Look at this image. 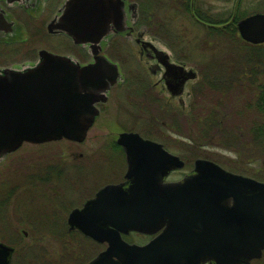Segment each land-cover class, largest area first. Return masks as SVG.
I'll return each instance as SVG.
<instances>
[{
	"label": "water",
	"instance_id": "water-1",
	"mask_svg": "<svg viewBox=\"0 0 264 264\" xmlns=\"http://www.w3.org/2000/svg\"><path fill=\"white\" fill-rule=\"evenodd\" d=\"M64 21L56 28L74 44H89L94 62L80 67L47 54L28 72L0 75V159L24 143L82 142L98 115L100 93L116 83L118 68L98 55L97 44L111 27L126 30L120 0H69ZM236 29L242 41L264 44V13L238 20ZM171 70L185 73L171 64L166 74ZM195 77L190 71L183 80ZM116 142L125 152V181L103 187L67 218L69 230L107 245L87 264H250L261 258L263 182L197 160L192 174L164 183L183 167L177 156L137 133H121ZM130 232L156 236L129 244L121 236ZM13 253L0 242V264H11Z\"/></svg>",
	"mask_w": 264,
	"mask_h": 264
},
{
	"label": "rangeland",
	"instance_id": "rangeland-1",
	"mask_svg": "<svg viewBox=\"0 0 264 264\" xmlns=\"http://www.w3.org/2000/svg\"><path fill=\"white\" fill-rule=\"evenodd\" d=\"M200 1L204 3L202 7L204 13L206 12L212 19H223L229 24L216 26L219 31L209 32V27L205 25L190 24L184 16H181L182 14L179 15L175 8L167 9L165 17L158 6L150 7L155 13L156 20L164 24L151 25L150 29L154 37L157 40L161 39L158 40L161 46L176 60L183 61L188 67L197 70L200 74L198 82L201 75L206 73V65L212 62L220 63L227 52V48L231 47L230 39L226 35L230 25L236 27L238 20L255 13H264V5L261 4V2L264 3V0H239L237 10V0H232L227 4L214 0ZM229 17H231L230 20ZM139 28L140 31H143V26H139ZM116 42L119 46L120 57L116 58L109 52L112 59L120 65L124 72L140 71L141 65L136 57L134 44L118 37ZM213 43H216L215 46ZM131 53H134L135 56H131ZM70 54L80 55L73 48L70 49ZM193 84L191 83V85ZM118 91H120L119 87H115L114 92ZM119 100L116 106L111 107V117L107 120L99 119L88 131L87 139L83 145L71 146L66 141L43 146L25 143L13 154L0 161V193H2V188L18 187V195L15 197L17 200L14 199L8 210L5 211L3 216L5 221H2V206L0 207V242L13 247L14 252L15 250L19 252V256H15L13 253L11 264L16 260H22L24 256V259L29 260L31 264H87L104 250V245H98L82 234L69 230L66 221L67 214L71 210L82 209L83 200L73 199V194L68 192L67 201L64 205L53 206L43 197L52 196L58 192V188H53L50 185L34 189L33 186L29 185L31 182L30 172L36 166L35 164L39 166L50 164V156L56 150L71 149L81 152L93 145L100 152L121 151L122 147L120 148L116 142L117 135L129 129L139 133L144 138L157 141L175 156H180L181 153H184L182 151L186 150L204 151L209 153L214 162L225 170L264 182V160L261 157L260 149L255 152L257 156L249 160L247 155H239L223 149L215 137L210 138L208 145H194L193 149L189 145L188 136L190 132L185 125L187 115L181 116L178 113L180 118L176 128H171L170 125L173 127L174 124L173 122L170 124V120L167 122L154 119V117L160 113L165 120L166 118L170 119L167 111L173 116H177L175 110L127 108ZM116 107L118 109L115 110ZM127 110L130 117L126 116ZM188 112L189 109H186L185 113ZM47 155H49L48 158ZM121 163V157L117 154L114 160L113 175L110 173L109 163L101 162V160L98 161L94 169L86 171L84 179L86 187L81 193L80 199L87 197L94 189L103 186L105 183L113 180H115L113 182L122 181L125 164L121 165ZM187 169L186 167L172 175L168 181L176 180L179 176L184 175L187 173ZM26 190L27 193H25ZM16 201H20V204L17 205ZM50 213L56 214L55 217L49 216L48 221L45 220L46 214ZM149 239L148 236L136 233L124 236L125 241L137 245H144ZM251 264H264V253L260 259L251 262Z\"/></svg>",
	"mask_w": 264,
	"mask_h": 264
},
{
	"label": "flooded vegetation",
	"instance_id": "flooded-vegetation-1",
	"mask_svg": "<svg viewBox=\"0 0 264 264\" xmlns=\"http://www.w3.org/2000/svg\"><path fill=\"white\" fill-rule=\"evenodd\" d=\"M68 1L69 0H0V75L4 76L6 72H28L42 63L44 57L48 55L68 58L80 67L87 66L94 62V56L90 50L89 44H74L72 39L63 30L56 28L57 25H67V21H64L63 23L61 22V18L66 12ZM214 1H221L224 4L230 2V0ZM120 2L122 3L125 16L124 25L126 26V30L124 32H115L114 28L111 27L106 36H104L97 44L98 55L104 56L108 61L115 64L118 68L119 75L116 83L108 91L100 93L99 99L102 100L94 105L98 111V115L94 118L93 125L90 129L99 119L107 120L111 117V107L116 106L119 99L124 105H126L125 107L127 108L138 107L140 110L153 108L163 111H167V109H169L173 111L175 110V113H180L181 116L187 115L189 112L185 113L186 109H189L190 111V106L198 95L197 85L200 74L197 70L188 67L185 62L176 60L165 48L161 46L158 41L161 39L157 40L154 37L150 29L151 25L164 24L156 20L155 13H153L150 7L152 8L158 6L165 17L167 9L172 10L175 8L179 15L182 14L181 16H184L185 20L190 22L192 25H205L209 27L212 25H228L229 22H225L223 19H212V17H210L206 12L204 13L202 9L204 3L200 0H120ZM230 19L231 17H229V20ZM139 26H143V31H140ZM117 37L124 39L125 41H131L134 44L136 57L141 65L140 71L124 72L120 65L112 59V56L116 58L120 57L119 46L116 42ZM215 44L216 43H213L214 46ZM71 48L76 49L80 55H71ZM130 48L132 49V47ZM228 51L229 48H227V52L224 54L223 59L228 56ZM109 52L112 53V56L109 55ZM131 56H135L134 53H131ZM171 64L183 67L185 73L192 71V73L196 74V77L194 79L183 80L185 73L180 72V70H175V73L178 74L177 76L175 74L173 75L172 70L169 74H166V68H169V65ZM246 77L247 76L244 72L243 79L241 80L243 85ZM191 83L194 84L191 85ZM115 87H119L120 91L114 92ZM239 89L243 91L244 95L242 98L245 99V93L249 87L241 85ZM174 93L180 95L173 96ZM116 109H118V107H116L115 110ZM126 116L130 117L129 112ZM158 116L155 115L154 119L166 121L165 118H162L163 116L160 113ZM121 133L137 132L127 129L120 132L117 136ZM139 136L143 139L150 140L148 138H144L140 134ZM86 139L87 134L85 139L80 143L68 140L61 141H66L71 146H80L85 143L84 141H86ZM58 142L30 145L43 146ZM182 152L184 153L180 152L181 155L176 156L183 162V167L171 171L164 179V183L178 182L183 180L187 175L192 174L194 164L197 160H205L215 163L213 158H211L207 152L196 149ZM13 153L14 152L8 155ZM52 153L53 155L50 156V164L44 166L35 164L36 166L32 168V171L30 170V181L34 189L50 185L53 188H58L57 193H54L52 196L43 197L44 200L46 199L50 203V205H64L67 201L68 192L73 194V199L83 200L84 203L94 198L96 193L103 187L121 184L125 181L124 175L127 169V162L125 152L122 148L121 151L100 152L99 150H96L93 145H90L88 149L82 150L81 152L66 149L56 150ZM117 154L121 157V165H123V163L125 164L123 180L116 182H113L115 181L113 180L105 183L103 186L94 189L87 197L80 199L81 193L86 187V183L84 181L86 171L94 169L98 161L101 160V162L109 163L110 173L113 175L114 160ZM6 156L1 158L0 161H2ZM48 156L49 155H47V158ZM186 167L188 168L187 173L179 176L176 180L168 181L172 175L180 172ZM225 171L230 172L228 170ZM232 174L248 177L239 173ZM248 178L256 180L251 177ZM83 203L81 204V207L83 206ZM69 213L67 214L66 221ZM55 215L56 214H49L50 217H55ZM76 232L79 233L78 231ZM79 234L81 235V233ZM127 235H122V239L124 240V236ZM144 236L150 237V241L156 235ZM98 245H104V249L107 247L106 244ZM263 253L264 251L262 252V255Z\"/></svg>",
	"mask_w": 264,
	"mask_h": 264
},
{
	"label": "trees",
	"instance_id": "trees-1",
	"mask_svg": "<svg viewBox=\"0 0 264 264\" xmlns=\"http://www.w3.org/2000/svg\"><path fill=\"white\" fill-rule=\"evenodd\" d=\"M261 4L264 5L263 2ZM236 5L237 10L239 0ZM216 26L220 25L209 26V32L219 31ZM226 35L230 39L229 54L220 63L206 65V73L201 75L197 85L198 95L185 117V125L190 132L189 145L193 149L194 145L205 146L210 143L211 137H215L223 149L247 155L249 160L255 158V152L260 149L264 160V45L244 43L234 25H230ZM244 72L247 76L244 85L249 87L245 99L242 98L243 91L239 89L241 85L244 86L241 82ZM168 113L170 119L166 118V121L170 120V124L173 122L174 126H170L176 128L180 115ZM29 185L33 186L31 182ZM17 190L18 187L2 188V221L6 220L3 216L10 203L17 200ZM16 203L19 205L20 201ZM46 215L45 220L49 217V214ZM14 255L19 256V252L15 250ZM24 257L13 264H31Z\"/></svg>",
	"mask_w": 264,
	"mask_h": 264
}]
</instances>
